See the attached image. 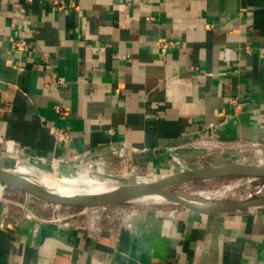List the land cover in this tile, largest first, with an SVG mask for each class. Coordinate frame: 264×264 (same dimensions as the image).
<instances>
[{
  "label": "crops",
  "instance_id": "1",
  "mask_svg": "<svg viewBox=\"0 0 264 264\" xmlns=\"http://www.w3.org/2000/svg\"><path fill=\"white\" fill-rule=\"evenodd\" d=\"M64 2L78 9L0 0V153L142 171L197 136L227 143L216 160L264 151V0ZM17 37L26 51L11 49ZM27 201L0 188V264H264V207L149 203L95 227L50 222L36 199L29 218Z\"/></svg>",
  "mask_w": 264,
  "mask_h": 264
},
{
  "label": "water",
  "instance_id": "2",
  "mask_svg": "<svg viewBox=\"0 0 264 264\" xmlns=\"http://www.w3.org/2000/svg\"><path fill=\"white\" fill-rule=\"evenodd\" d=\"M232 177L264 179V164H246L225 161L173 173L155 181L114 185L104 192L58 193L41 185L36 177L0 167V186L32 196L47 205L90 209L102 207H129L145 203H168L181 206L198 214L222 215L246 209L264 207V195L238 202L201 203L176 194L179 186Z\"/></svg>",
  "mask_w": 264,
  "mask_h": 264
},
{
  "label": "rangeland",
  "instance_id": "3",
  "mask_svg": "<svg viewBox=\"0 0 264 264\" xmlns=\"http://www.w3.org/2000/svg\"><path fill=\"white\" fill-rule=\"evenodd\" d=\"M250 148L247 154L251 157L245 160H228V161H239L246 164H264V151L260 147L248 146ZM186 152V153H183ZM159 164L155 167L145 166L142 167V171H138V166H128L127 168L115 167L114 169L108 170L106 167H98L96 165L90 164L89 166L79 165L78 163L69 164L64 162H59L53 159L47 158H35L22 153H0V167L4 169L14 170L15 166L20 164H26L32 168H36L38 171L46 174L49 173L54 176L59 175V171L56 168H65L66 172L72 170L74 172H80L82 174V179H72L75 186L89 187L94 182L101 183H113L115 185L122 184H136L143 183L147 180L155 181L165 176L173 173H177L179 169L178 166L183 164L186 169H181V171L193 169L201 166H205L217 162H225L224 160H216L213 156H208L206 154H200L196 151H164L158 155ZM163 165V166H161ZM63 168V169H64ZM68 170V171H67ZM143 171L146 173L144 176L140 175ZM134 176V177H132ZM67 178V179H68ZM130 179V180H129ZM263 184L262 179H257L252 183L247 182V178L243 177H232L217 180H209L203 182H192L182 186L177 187L173 191L189 200H193L201 203H218V202H238L249 200L248 194L255 190L257 187H261ZM0 188H6L0 186ZM9 189V188H7ZM13 190V189H11ZM226 191V193L224 192ZM218 191V192H217ZM209 192V193H208ZM222 192V193H221ZM211 194L208 196V194ZM219 193V194H218ZM207 197H206V195ZM217 196H216V195ZM221 194V196H220ZM226 194V195H225ZM26 195V194H25ZM264 191L262 195L263 196ZM259 196H253L256 198ZM217 197V198H216ZM219 197V198H218ZM250 198V199H252ZM37 200V199H36ZM147 204H141L137 206H132L137 208L139 206H148ZM66 207H59V214L65 211ZM71 210L74 208H70ZM108 209V208H107ZM102 211V210H101Z\"/></svg>",
  "mask_w": 264,
  "mask_h": 264
},
{
  "label": "built area",
  "instance_id": "4",
  "mask_svg": "<svg viewBox=\"0 0 264 264\" xmlns=\"http://www.w3.org/2000/svg\"><path fill=\"white\" fill-rule=\"evenodd\" d=\"M52 4L58 6L59 9L63 11L69 10H77V5L74 3H65L64 0H49ZM10 47L12 50L23 52L27 50V44L25 39L17 37V38H9ZM168 45L167 42H161V47L164 49ZM58 84H64L63 80L59 79L57 81ZM54 111L57 113H61V107L59 105L54 106ZM49 134L56 141H67L69 139V131L67 128H57L50 127ZM249 146L259 147L257 144H251ZM227 148V143L222 142L221 140L215 138L214 136H197L195 138H189L182 142L181 144H177L167 151H177L186 150V151H196L200 154H206L208 156H214L223 152V150ZM257 179L247 178L248 183H252ZM261 187L255 188L254 191L248 194V199L253 196L262 195L264 191V179ZM28 198L29 207L22 206L23 210L26 212L29 218L33 217L31 213V203L35 199L32 196L26 195ZM52 210L54 211V215L51 216L50 222H56L63 226H70L74 224L79 219L88 220L90 226H99L101 225H110L113 222L124 223L129 220L135 213L136 208L129 207H102V208H90V209H70L65 208V211L59 214V206H52ZM108 208V209H107ZM102 210V211H101ZM74 222V223H73Z\"/></svg>",
  "mask_w": 264,
  "mask_h": 264
},
{
  "label": "bare ground",
  "instance_id": "5",
  "mask_svg": "<svg viewBox=\"0 0 264 264\" xmlns=\"http://www.w3.org/2000/svg\"><path fill=\"white\" fill-rule=\"evenodd\" d=\"M161 166H163V165H161ZM63 168H61V167L58 169L56 168V170L59 171L58 173L60 174L59 175L60 177L54 176V175H52V173L51 174H49V173L44 174V173L38 171L36 168H32L31 166L26 165V164H20V165L15 166L14 171H16L17 173L22 174V175L36 177V180L41 185L46 186L48 189L54 190L58 193H65V194H70V193H84V194L100 193V192H104L108 188L115 185L113 183L94 182V184H92L89 187H84L82 185L81 186H75L72 181H69V178L79 180V179H82L83 175L80 174V172H74L72 170H70V171L67 170L68 172H66L65 168L64 169ZM178 168L179 169L177 170V172H180L181 169H186L183 164H180L178 166ZM132 177H134V176H132ZM224 192L226 193L225 190H224ZM211 194H213V193L208 194V196H210ZM220 196H221V194H220ZM206 197H207V195H206ZM153 203H160V201L159 200L153 201Z\"/></svg>",
  "mask_w": 264,
  "mask_h": 264
}]
</instances>
